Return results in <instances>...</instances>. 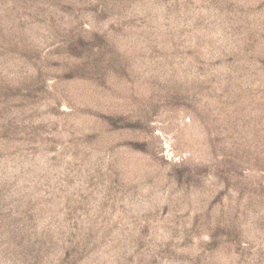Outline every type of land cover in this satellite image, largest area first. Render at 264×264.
I'll return each mask as SVG.
<instances>
[{"label":"rangeland","instance_id":"1","mask_svg":"<svg viewBox=\"0 0 264 264\" xmlns=\"http://www.w3.org/2000/svg\"><path fill=\"white\" fill-rule=\"evenodd\" d=\"M0 264H264V0H0Z\"/></svg>","mask_w":264,"mask_h":264}]
</instances>
